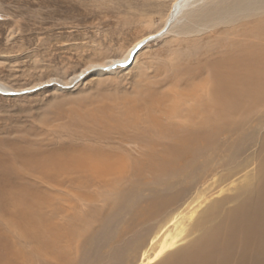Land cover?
Returning a JSON list of instances; mask_svg holds the SVG:
<instances>
[{
  "label": "rangeland",
  "instance_id": "rangeland-1",
  "mask_svg": "<svg viewBox=\"0 0 264 264\" xmlns=\"http://www.w3.org/2000/svg\"><path fill=\"white\" fill-rule=\"evenodd\" d=\"M233 1L200 2L129 65L108 68L162 30L174 0H0V264H159L241 202L258 166L264 120L252 116L264 119V82L256 103L237 99L240 113L226 114L215 138L192 126L177 156L146 143L144 125L120 122L132 100L190 91L231 40L242 53L243 43L261 47L264 11L198 19ZM83 69L94 71L73 80ZM194 101L181 97L180 110ZM149 152L169 159L137 161ZM78 162L112 173L76 171Z\"/></svg>",
  "mask_w": 264,
  "mask_h": 264
},
{
  "label": "bare ground",
  "instance_id": "bare-ground-1",
  "mask_svg": "<svg viewBox=\"0 0 264 264\" xmlns=\"http://www.w3.org/2000/svg\"><path fill=\"white\" fill-rule=\"evenodd\" d=\"M202 1L204 0H174L167 16V23L162 30L159 33L142 37L130 49L129 53L125 54L126 56L112 59L108 68H113L112 66L115 64L117 66H119L118 64L122 66L123 63L129 65L128 62L136 55L133 53L137 46L144 41L147 43L162 35L167 29L169 30L174 21L180 19L184 11L195 5H199ZM257 11H264V0H234L227 7L216 4L212 9L203 10L198 19L203 20L202 23L205 22L206 24V21H208L209 23L211 22V25H214L222 19H229L230 21L236 19L239 14L251 15ZM260 27L261 24H259ZM258 33L260 34V32ZM230 42L232 43L233 41L231 40ZM236 42L239 41L237 40ZM231 43H229L231 48L224 56H214L215 52L213 51L210 56L217 59L216 62L212 63L214 67L212 68L211 66L210 69L212 68V70L209 74L207 73L208 77L204 80L202 79L203 81L193 86L190 91L182 93L181 91L170 90L166 95L158 96L152 100H144L143 103L136 100H132L131 103L128 100L131 105L128 106L126 104L127 108L125 107L122 113L125 119H119L120 122H122L125 128H136L138 125L139 127L140 125H144L145 131L150 134V138L146 140V143L157 147L165 146V149H168V154L175 151L176 156L179 150H184L191 144L192 135L190 130L192 126L195 127V130H211L215 138L223 130L221 128L222 124L225 123L226 114L235 115L236 112H239L237 111L238 105H236L238 103L237 99L239 97L248 98V101L256 103L258 100L256 96L260 94L258 91L261 92L259 88H262L264 82V70L258 65L260 61L264 62V43L260 42L258 45L261 47L254 48L252 47L254 43H246V46L243 43L240 45L243 53L241 51L238 52L234 48V43ZM259 49L260 51H256ZM255 54L258 60L256 63L253 62L256 60ZM224 67H227V69ZM88 70L83 69L79 74L74 76L73 80L78 79ZM0 88H2L1 83ZM191 96L195 100V107L193 109L187 108L184 111L180 110L179 102L181 101V97L185 99ZM260 100L264 103L262 99H259L257 102ZM246 107L244 106V110ZM255 120H260L262 123L264 119L255 113L252 116V122ZM175 121L179 126L174 124ZM256 136L259 139V130L254 129L252 131L254 140ZM261 144L257 156L258 166H256L254 172L255 181H253V188L248 192L246 191L247 195L244 198L242 197L241 202L229 211L219 225L209 229L191 247L185 248L171 259L159 264H264V132L261 133ZM167 151L165 150V154H167ZM165 154L163 153V156L160 157L155 152H149L143 154L145 157H140L137 161H153L155 159L158 160V158L162 161L169 159ZM73 164V169L76 171H91L92 173L98 172L99 174L101 172L103 174H106L105 172L107 174L108 172L112 173V166H109V169L107 164H104L103 167L99 164L101 171L96 170L99 166H95V164L92 165L90 163V165H86L80 162L76 165ZM120 168L119 170H122ZM62 169L65 170L66 168L63 167ZM116 169L118 170L117 167ZM242 194L240 193L237 196L239 197ZM172 242L175 241L173 240ZM169 245L171 246L172 243H165V247Z\"/></svg>",
  "mask_w": 264,
  "mask_h": 264
},
{
  "label": "water",
  "instance_id": "water-1",
  "mask_svg": "<svg viewBox=\"0 0 264 264\" xmlns=\"http://www.w3.org/2000/svg\"><path fill=\"white\" fill-rule=\"evenodd\" d=\"M146 44V41H144L143 43H141L139 46H137V48L134 50V53L133 54H136L144 45ZM131 61H133V57L131 58V60L128 62V64L129 63H131ZM127 65V63H123V65ZM115 66H117L116 64L114 65V66H112V67H115ZM92 71L93 70H88V71H86L81 77H79L78 79H77V81L76 82H78V81H80L81 79H83L84 77H86L87 75H89V74H91L92 73ZM75 82V83H76Z\"/></svg>",
  "mask_w": 264,
  "mask_h": 264
}]
</instances>
